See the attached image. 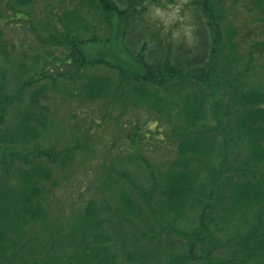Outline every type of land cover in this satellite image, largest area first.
<instances>
[{
  "label": "trees",
  "instance_id": "trees-1",
  "mask_svg": "<svg viewBox=\"0 0 264 264\" xmlns=\"http://www.w3.org/2000/svg\"><path fill=\"white\" fill-rule=\"evenodd\" d=\"M176 1L0 0V264H264V0H186L189 35L156 21ZM50 100L79 105L70 126ZM103 120L127 153L58 206Z\"/></svg>",
  "mask_w": 264,
  "mask_h": 264
},
{
  "label": "rangeland",
  "instance_id": "rangeland-1",
  "mask_svg": "<svg viewBox=\"0 0 264 264\" xmlns=\"http://www.w3.org/2000/svg\"><path fill=\"white\" fill-rule=\"evenodd\" d=\"M186 0H177L174 3L167 4V7H155L153 10V13L156 17V21L161 23L162 25H165L169 28H172L174 30L180 31V33H185L186 35H189L192 32V29L195 28L194 25H191V21L189 18V15L185 13V10L183 12V5L185 4ZM11 34H6L5 36L8 38H11ZM12 36L17 37V41L21 43V45L17 48L16 53L21 54L22 52H25L26 56L33 57L36 55L37 51L40 50L43 46L40 45V42L36 40V38L27 36V32L21 31L20 34H15L13 32ZM112 44L109 45L110 52H113V55L117 56L119 61L122 65L125 66V68H128L129 63L131 62L126 57V54H123V51L121 49V44L118 41L111 42ZM240 52L244 55L245 58V66L247 67V58L246 54L248 52L249 44L247 43H240ZM44 48H48V50L54 49L55 46L48 44L44 46ZM10 49H12V52H10ZM95 48L89 49V53L94 52ZM6 52L10 55L15 52L13 50V46L8 43L6 46ZM109 52V53H110ZM36 53V54H35ZM264 55V54H263ZM121 56V57H119ZM259 64V63H258ZM263 70L258 67V70H261L258 72V78L260 81L264 82V64ZM62 82H59V88L61 87ZM31 93V92H30ZM48 96L52 99H54L55 96H59L60 94L58 91L48 90L47 91ZM61 96V95H60ZM51 100L49 104H52L55 106V111L57 112L56 117L58 121L62 120L63 125H69L73 121V117H71L73 114L77 116V113L75 110L79 107L77 104H68L67 102H61V103H53ZM103 102L97 101L94 104L85 105V110L89 108L95 107V115L99 116V110L102 106ZM89 104V103H86ZM74 108V109H73ZM52 110V108H51ZM53 111V110H52ZM139 117V116H138ZM102 118V117H101ZM124 123L129 119L128 116H125L123 119ZM155 123L150 122V125L152 128L154 127ZM92 134L97 137V144L95 146V150L93 156L88 157L86 163H82L81 160H78L76 163V168L73 170L72 178L70 181H63L61 183V186L55 191V200L56 204L58 206H67L68 202L75 201L76 207L83 206L85 204V200L90 198L94 195V190L91 188L90 190H87V186L89 184L93 185L95 182H97L98 176L96 177L94 170L100 169L101 165H103L105 162H111L112 157L116 156L119 153V150H121L124 153L126 152V148L129 146V142L126 141L127 138L125 136L121 135V133L116 129V125L114 121H102L101 125H99L95 130L92 131ZM102 138V140H101ZM50 140L58 141V139L53 138ZM172 151H163V150H157L156 153H152L149 155L152 161L157 162L159 157L166 156L170 157L172 156ZM84 160V161H86ZM90 172V173H89ZM83 192V193H82ZM90 196V197H89ZM68 210V208H67ZM64 212V211H63ZM65 217L64 219H68L69 213L64 212Z\"/></svg>",
  "mask_w": 264,
  "mask_h": 264
}]
</instances>
